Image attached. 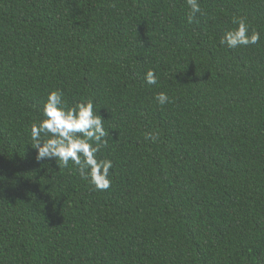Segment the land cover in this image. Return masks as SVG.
Here are the masks:
<instances>
[{"label":"trees","instance_id":"16d2710c","mask_svg":"<svg viewBox=\"0 0 264 264\" xmlns=\"http://www.w3.org/2000/svg\"><path fill=\"white\" fill-rule=\"evenodd\" d=\"M198 3L0 0V264H264V0ZM50 90L104 119L108 189L36 159Z\"/></svg>","mask_w":264,"mask_h":264},{"label":"clouds","instance_id":"9594fccd","mask_svg":"<svg viewBox=\"0 0 264 264\" xmlns=\"http://www.w3.org/2000/svg\"><path fill=\"white\" fill-rule=\"evenodd\" d=\"M187 4L191 10L187 21L193 23L201 8L198 0H187ZM233 23L236 27L225 32L220 44L236 48L258 43L260 33L254 29L250 31L245 19L240 18ZM145 82L149 85L158 83L153 70L146 71ZM155 100L159 105L170 102L163 91L155 94ZM103 121L91 100L68 106L62 91L50 90L43 104L41 119L30 126L31 146L36 150V159H55L56 163L59 161L58 167H68L71 161L79 175L96 189H108L112 161L97 159V153L107 146L106 137L109 135ZM148 138L155 139L151 134Z\"/></svg>","mask_w":264,"mask_h":264}]
</instances>
